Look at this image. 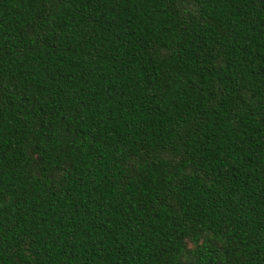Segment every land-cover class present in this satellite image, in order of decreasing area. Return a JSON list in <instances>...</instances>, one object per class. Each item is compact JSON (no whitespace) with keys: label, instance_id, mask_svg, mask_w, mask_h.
I'll return each instance as SVG.
<instances>
[{"label":"trees","instance_id":"16d2710c","mask_svg":"<svg viewBox=\"0 0 264 264\" xmlns=\"http://www.w3.org/2000/svg\"><path fill=\"white\" fill-rule=\"evenodd\" d=\"M0 264H264V0H0Z\"/></svg>","mask_w":264,"mask_h":264}]
</instances>
